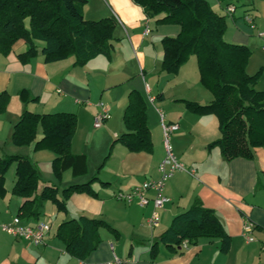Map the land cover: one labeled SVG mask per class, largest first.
I'll use <instances>...</instances> for the list:
<instances>
[{
	"label": "crops",
	"instance_id": "obj_1",
	"mask_svg": "<svg viewBox=\"0 0 264 264\" xmlns=\"http://www.w3.org/2000/svg\"><path fill=\"white\" fill-rule=\"evenodd\" d=\"M260 1L244 8L248 9L246 13L255 18L257 6L264 8V0ZM83 15L86 20L115 18L109 57L98 55L83 65L76 64L73 56L46 62L41 54L43 43L35 41L36 54L22 62L18 54L27 47L22 39L7 54L0 53V93L8 94L5 111L0 114V156H24L21 154L31 149L32 143L26 146L11 141L13 125L25 109L35 113L71 112L77 116L71 152L85 156L86 171L74 175L68 169L58 187L84 183L97 176L90 185L92 192L71 194L64 211H57L54 204L46 201L37 219L20 217L31 225L37 222L50 225L43 242L36 245L1 229L3 223L18 215L23 201L11 192L14 168L0 190V264H95L114 256L127 260L128 264H264V146L254 149L252 159L238 157L230 161L224 160L219 147H207L220 136L217 118L194 113L184 102L208 104L213 100L212 93L200 82L195 55H190L176 74L160 69L161 39L175 36L179 26L147 17L133 0H87ZM242 29L245 31L237 30L231 39L224 40L249 46V29L243 26ZM258 38L264 47V38L259 35ZM259 64L263 69L255 88L264 90V57ZM248 67L249 74L258 70ZM22 89L27 90L29 98L37 99H21ZM133 89L146 101L150 152H130L115 141L126 131L122 116L128 93ZM150 97L154 98L153 103ZM99 102L107 107L109 117L96 128L93 119L100 111ZM160 113L166 123L178 124L170 135V143L186 169L176 171L165 182L162 194L168 201L158 209V225L150 227L153 190L146 192L149 201L144 206L117 199L116 194L129 192L143 181L159 176L158 167L165 155ZM40 135L38 128L37 136ZM92 141L96 146L88 149ZM53 182L51 177L41 180L39 189L43 183ZM196 201L212 209L231 236L227 253L219 251L218 238L202 237L196 244L179 250L159 241L172 218ZM82 215L104 220L115 232L99 227L98 246L80 260L66 251L56 230L61 222ZM245 221L253 224L249 234L252 240L243 234Z\"/></svg>",
	"mask_w": 264,
	"mask_h": 264
},
{
	"label": "trees",
	"instance_id": "obj_2",
	"mask_svg": "<svg viewBox=\"0 0 264 264\" xmlns=\"http://www.w3.org/2000/svg\"><path fill=\"white\" fill-rule=\"evenodd\" d=\"M147 17H157L161 24H175L179 32L161 39V72L176 74L180 67L195 55L200 82L213 95L208 104L185 100L192 112L217 118L220 136L207 147L217 146L224 160L252 159L254 149L264 146V90H257L262 69L253 74L246 71L251 50L247 45L224 40L226 15L216 12L208 0H133ZM87 0H0V53L7 54L13 44L22 39L27 47L18 54L27 62L36 54L35 41L43 43L44 61H56L73 56L75 63L83 65L90 59L109 57L111 40L116 25L112 16L86 20L83 7ZM232 3V4H231ZM235 1L229 0L226 6ZM248 9H245L244 14ZM243 14V16H244ZM25 101L37 98L19 91ZM29 98V99H28ZM8 94L0 93V114L5 111ZM126 131L115 141L130 152H150L152 141L146 118V101L138 90H131L123 112ZM77 126V116L71 112L35 113L25 109L13 125L11 141L16 145L34 142V149H49L54 153L51 167L57 177L66 169L74 175L86 171L83 154H73L71 143ZM41 135L37 136V129ZM108 156V155H107ZM106 156V158H107ZM15 161L14 183L11 192L23 198L18 209L19 217L37 219L46 201L57 211L66 209V200L73 193L92 192L93 176L84 183H72L63 188L43 183L39 189L40 175L30 159L19 155L0 156V190L4 174ZM106 184V182H103ZM110 227L104 220L79 216L61 222L56 236L62 240L67 252L82 260L98 246L99 227ZM218 238L219 251L227 253L231 236L215 212L194 202L188 209L176 214L159 241L179 250L182 242L196 244L199 238Z\"/></svg>",
	"mask_w": 264,
	"mask_h": 264
},
{
	"label": "built area",
	"instance_id": "obj_3",
	"mask_svg": "<svg viewBox=\"0 0 264 264\" xmlns=\"http://www.w3.org/2000/svg\"><path fill=\"white\" fill-rule=\"evenodd\" d=\"M228 12H234V7L232 5L226 6ZM244 20L247 24L255 29L256 24L254 22V17L246 13L244 14ZM148 29H146V33ZM258 35L264 38V31L258 32ZM150 101L153 103L154 98L150 97ZM100 111L94 116L93 126L98 128L103 125L105 120L109 117V112L107 107L99 102ZM161 126L163 133V145L165 149V155L163 160L160 162L158 170L159 176L156 179H148L143 181L140 185L134 187L129 192H118L116 198L123 200L125 202L131 203L136 202L141 206L148 203L149 199L146 197V192L153 190L155 195L152 199L153 210L148 218V225L150 227H155L158 225L159 221V211L158 209L163 206V204L168 201V198L162 194V189L165 182L172 177V175L178 170H185V166L179 162L176 155L173 152L172 145L170 143V135L172 132L178 129L177 123H166L163 119V114L160 113ZM192 172V170H190ZM253 224L251 222L245 221L243 224V234L247 240H252L253 238L249 236L252 231ZM1 229L15 238H21L24 240H29L34 244H41L44 240L45 235L50 231V225L46 222H37L33 225L23 222L19 216H14L12 220L8 223H3ZM188 246L187 240L182 242V247L186 248ZM95 264H128L127 260L118 258L114 256L111 260L105 262H98Z\"/></svg>",
	"mask_w": 264,
	"mask_h": 264
},
{
	"label": "rangeland",
	"instance_id": "obj_4",
	"mask_svg": "<svg viewBox=\"0 0 264 264\" xmlns=\"http://www.w3.org/2000/svg\"><path fill=\"white\" fill-rule=\"evenodd\" d=\"M208 1L210 2V4L212 5V7L215 9L216 12L226 15V31L224 32V35H223V38L225 40L231 39L235 35L237 30H244L242 29V26L246 30L249 29V35H251V42L248 47L251 50V56L248 59V63H247V65L249 66L248 68L252 69V67H254L253 69H258V70L263 69L262 67L259 68L260 66L259 62L261 61V57H264V47L261 46V42L258 38V32L264 31V8H262L263 6H261V8L259 7V5L257 6V8L259 9L257 11V16L254 18V22L257 26L256 29H252L247 24V22L244 20V17H243V13L245 11L244 8L249 7L251 3H254L257 5L261 1L260 0H234L235 5H236L234 12H228L226 9V3L229 0H208ZM31 143H30L31 149L29 150V152L28 153L25 152V154H21V155H24V157H27L28 159H30L31 162H33L35 166L37 167L39 175H40V184H41V180H46L47 178L50 179L51 177L53 178V180H55V182L53 183L59 186V183L61 179L63 178L64 172L67 171L68 169L63 171L61 177H57L54 174L52 167H51V162H52L54 153L49 149L35 150L34 142H31ZM30 144H26V146H29ZM93 146H96V144L95 142L92 141L89 144L88 149ZM42 152H45V153H42ZM48 154H51L52 156ZM3 155H14V154H3ZM15 166H16L15 161L10 163L9 167L7 168L4 174L3 185H5V183L9 181Z\"/></svg>",
	"mask_w": 264,
	"mask_h": 264
}]
</instances>
